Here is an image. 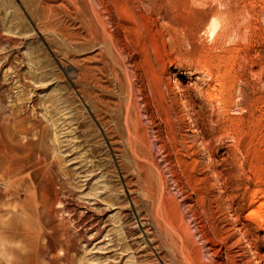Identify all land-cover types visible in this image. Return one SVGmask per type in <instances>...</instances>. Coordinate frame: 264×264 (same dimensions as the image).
Here are the masks:
<instances>
[{"label":"rangeland","instance_id":"obj_1","mask_svg":"<svg viewBox=\"0 0 264 264\" xmlns=\"http://www.w3.org/2000/svg\"><path fill=\"white\" fill-rule=\"evenodd\" d=\"M124 2L110 52L73 0H0V179L52 167L0 185L17 264H264V0Z\"/></svg>","mask_w":264,"mask_h":264},{"label":"bare ground","instance_id":"obj_2","mask_svg":"<svg viewBox=\"0 0 264 264\" xmlns=\"http://www.w3.org/2000/svg\"><path fill=\"white\" fill-rule=\"evenodd\" d=\"M73 1L76 4L80 5L82 7V10H84L86 12L87 19H88L87 20V22H88L87 24L89 25V28L92 29L93 32L95 34H97V36H100V38L102 39V41H103V43L105 45L104 47L107 48V50H109L110 52H113V48L114 47L112 48V45H110V43H112V42L109 41V38L111 37V35L109 36V33L110 32L108 33L109 30L107 31V26L108 25L110 26L112 24V19H113L112 17H113V15L110 12V8H108V6L113 7L115 10L118 9L119 12H120V10H121V12L123 10V15L122 16H125V17H127L129 19H133L132 18L133 17V14L132 13L129 14L131 10H129V7H127V5L124 2V0H73ZM99 8H103V11H104L103 13L104 14H102V12L99 10ZM120 15L118 16V15L115 14L114 16H116V17L118 16L119 18H122V17H120ZM130 15H132V17ZM216 28H217V24L216 23H213L212 24L211 31H210V35H213V33L216 32L215 31ZM129 117H130V115H129ZM128 119H130V118H128ZM126 127H127V125H126ZM133 140H134V138H133ZM135 141H137V140L135 139L134 140V143H136ZM36 155L38 156V154H36ZM15 164H18V163H15ZM20 164H18V165H20ZM1 168H2V165H1ZM18 168H20V167H18ZM14 169H12V167L8 166L5 169V172H7V174L8 173L9 174H14V172H16V171H14ZM51 172H52L51 165L47 164V162L43 158H41L39 156L36 159L34 157H30V158L28 157L27 158L26 167L24 168V170L21 173L19 172V173H17L15 175V177L14 176L13 177H9L6 180H4L3 178L0 179V181H2L0 185H3L4 186L3 187L4 188V191H5L4 194L6 195V196L3 195V197L4 196H5V198L7 197V193H9V191H10V189L12 187L17 186V185H20L21 183H23L26 180H31L33 176H37L38 174H41V176L44 178V181L45 182H49L50 181V177H51ZM24 173H27V174L25 176L19 178V176H21V174H24ZM1 192L2 191H0V198H1V195H2ZM12 192L14 193V191H12ZM5 230H7V228L4 227V226H2V224H1V226H0V235H3L4 238L7 239V237H6V234L7 233L5 232Z\"/></svg>","mask_w":264,"mask_h":264},{"label":"clouds","instance_id":"obj_3","mask_svg":"<svg viewBox=\"0 0 264 264\" xmlns=\"http://www.w3.org/2000/svg\"><path fill=\"white\" fill-rule=\"evenodd\" d=\"M238 39L233 37V42ZM16 252L26 254L27 248L22 240L10 242L4 238L3 235H0V264H17L18 257ZM203 264H212V261L208 258H204Z\"/></svg>","mask_w":264,"mask_h":264}]
</instances>
